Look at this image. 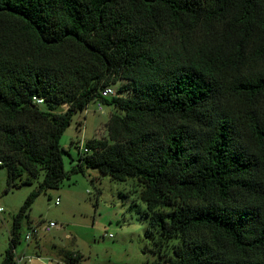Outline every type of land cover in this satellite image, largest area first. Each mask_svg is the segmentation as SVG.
<instances>
[{
  "label": "trees",
  "instance_id": "trees-1",
  "mask_svg": "<svg viewBox=\"0 0 264 264\" xmlns=\"http://www.w3.org/2000/svg\"><path fill=\"white\" fill-rule=\"evenodd\" d=\"M93 100L124 114L66 171ZM0 162L6 191L41 178L1 264L36 198L88 169L137 181L154 249L179 239L150 264H264V0H0Z\"/></svg>",
  "mask_w": 264,
  "mask_h": 264
},
{
  "label": "rangeland",
  "instance_id": "rangeland-1",
  "mask_svg": "<svg viewBox=\"0 0 264 264\" xmlns=\"http://www.w3.org/2000/svg\"><path fill=\"white\" fill-rule=\"evenodd\" d=\"M166 45L179 51L188 43H176L168 36ZM121 84L122 81H118L112 87L118 88ZM66 109V105H61L54 112L63 113ZM121 114L124 113L117 108L105 105L101 100H93L84 111L73 115L60 140L61 147L66 151V171L77 164L82 154L90 152L86 147L89 140L112 143L109 139V120L113 115ZM6 177L5 169H1L0 264L9 245L13 217L41 181L40 178L33 184L6 191ZM139 190L134 179L123 183L102 175L97 169H88L84 174L70 175L58 188L41 193L28 213L30 219L24 224L40 225L54 221L57 227L49 234H41L36 240L32 252L40 259H34L30 264H150L157 259L156 252L171 255L179 239H167L162 247L154 249V242L145 237L147 220L142 218L145 204L139 200ZM57 198L60 200L58 205L55 204ZM133 204L137 205L135 209H131ZM170 210L163 209L165 212ZM24 247L22 238L16 254L23 253Z\"/></svg>",
  "mask_w": 264,
  "mask_h": 264
},
{
  "label": "built area",
  "instance_id": "built-area-1",
  "mask_svg": "<svg viewBox=\"0 0 264 264\" xmlns=\"http://www.w3.org/2000/svg\"><path fill=\"white\" fill-rule=\"evenodd\" d=\"M116 95V88L115 87H107L103 89L102 96L109 98ZM39 104L43 103V100L34 98ZM1 165V162H0ZM1 171V169H0ZM60 202L59 198L55 200V204L58 205ZM3 211V208H0V212ZM57 227V223L54 221L42 222L40 225H36L32 223L31 225L27 226L26 229L23 231L22 238L26 243H30L33 240L40 239L41 234H49L54 228ZM16 253V250H15ZM34 259H40L38 255H28L26 253H21L20 255L16 254V264H24V263H32ZM47 264V263H45Z\"/></svg>",
  "mask_w": 264,
  "mask_h": 264
},
{
  "label": "crops",
  "instance_id": "crops-1",
  "mask_svg": "<svg viewBox=\"0 0 264 264\" xmlns=\"http://www.w3.org/2000/svg\"><path fill=\"white\" fill-rule=\"evenodd\" d=\"M35 242H36V240H33L30 243L25 242V247L23 249V253H33L34 254V252H32V250H33V248H35ZM35 255H36V253H35ZM24 264H28V263H24Z\"/></svg>",
  "mask_w": 264,
  "mask_h": 264
}]
</instances>
